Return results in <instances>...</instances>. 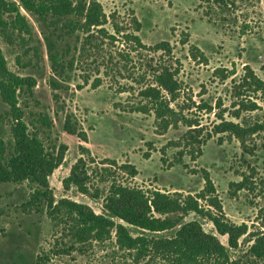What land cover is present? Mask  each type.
Here are the masks:
<instances>
[{"label": "rangeland", "instance_id": "1", "mask_svg": "<svg viewBox=\"0 0 264 264\" xmlns=\"http://www.w3.org/2000/svg\"><path fill=\"white\" fill-rule=\"evenodd\" d=\"M223 1L99 0L108 17L103 27L107 35L97 42L98 47L85 50L81 31L66 35L70 29L64 28V22L49 29L21 8L31 34L13 30L9 37L0 34V48L13 73L36 82L33 96L21 99L28 122L40 112L47 113L53 121L51 140L67 147L64 163L48 179L57 201L69 199L98 214L104 212V195L94 199L64 185L80 158L87 162L93 194L97 188L105 194L115 182L146 191L198 194L208 174L228 220L248 224L250 232L260 228L264 130L241 139L219 132L218 127L233 122L251 129L264 123V95H239L245 93L236 90L248 68L264 81V0ZM97 30L93 32L102 35ZM131 34L146 47L139 49L128 37ZM47 36L63 55L61 70L53 68ZM160 43L166 49L155 51ZM164 66L177 70L180 82V97L170 104L175 112L170 126L153 110L138 111L148 104L143 96L146 88L156 86L155 69ZM255 106V111L249 110ZM7 110L0 96V115ZM68 114L86 140L65 132ZM189 122L196 124L192 127L196 130L189 131ZM10 123L5 118L0 122L4 140L10 138ZM126 163L137 168V176L120 170ZM104 168H110L111 174ZM240 182L244 189L236 186ZM33 188L29 182L0 184V264L35 263L38 257L43 264H135L115 238L80 247L45 212L25 210ZM194 219L195 215L187 218ZM201 222L229 246L228 237L220 235L211 222ZM248 239V235L242 237L239 249L230 250L240 264H248L245 256L252 244Z\"/></svg>", "mask_w": 264, "mask_h": 264}, {"label": "trees", "instance_id": "2", "mask_svg": "<svg viewBox=\"0 0 264 264\" xmlns=\"http://www.w3.org/2000/svg\"><path fill=\"white\" fill-rule=\"evenodd\" d=\"M21 8L49 29L52 26L58 28L64 22V28L70 29L66 35L81 31L85 35L83 50L87 46L98 47L97 42L107 35L103 34V27L108 17L99 0H0V34L9 37L12 30L31 34V26L21 13ZM134 22L137 23V20L134 19ZM96 28V32L102 35L93 32ZM117 30L120 31L118 26ZM128 37L137 43L139 49L146 47L139 36L131 34ZM46 39L53 68L61 70L64 67L63 55L58 52L50 36ZM164 46L165 43L157 44L154 50H165ZM154 76L156 86L146 88L143 95L149 105L138 108V111L153 110L158 119L170 126L173 124L171 117L175 115L170 104L180 97L178 71L164 66L155 69ZM35 87L34 79L21 77L10 70L0 48V96L8 106L6 114L0 115V122L4 118L11 122L10 138L4 140L0 137V184L22 185L29 182L34 185L24 204L25 210L45 212L57 227H63L74 245L80 247L87 248L93 243L105 244L115 238L119 249L129 253L135 264H240V260H233L230 250H238L241 238L246 235L249 236L247 242L252 243L245 256L248 258L247 263L264 264V231H260L264 229V205L260 209L261 226L257 231L250 232L248 224L237 225L231 222L224 213L208 174L204 177L205 188L198 194L146 191L117 182L105 194L99 188L93 194L87 162L80 158L72 167L69 177L64 180V185L74 186L80 193L94 199L104 195V212L98 214L89 206L69 199L57 201L48 179L64 163L67 147L59 144L57 139L55 142L51 140L49 133L53 121L47 113L40 112L35 115V120L28 122L21 99L24 96L32 97ZM236 90L245 93L239 95H264V81L248 68ZM249 110L255 111L256 106ZM195 125L189 122V131L196 130L192 128ZM218 129L221 133L231 132L243 139L247 133L264 130V123L245 129L229 122L222 123ZM64 130L68 135L87 139L83 132H78L70 114L66 115ZM43 137L51 141V146H46ZM188 137L194 139L200 147L203 145L197 138L191 135ZM112 163L117 165L115 161ZM119 168L132 178L138 175L134 165L126 163ZM104 171L111 174L110 168H104ZM236 186L239 190L244 189L242 182ZM191 215L197 219L187 220ZM201 220H208L220 235L227 236L229 246H225L216 235L207 232ZM131 228L139 234L133 235ZM41 260L38 257L35 263L29 264H43Z\"/></svg>", "mask_w": 264, "mask_h": 264}]
</instances>
